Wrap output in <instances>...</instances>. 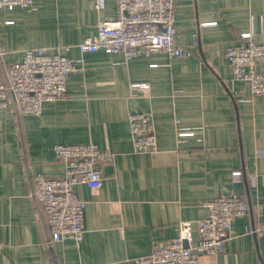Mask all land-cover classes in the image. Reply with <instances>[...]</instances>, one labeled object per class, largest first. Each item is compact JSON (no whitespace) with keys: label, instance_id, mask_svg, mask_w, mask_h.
I'll use <instances>...</instances> for the list:
<instances>
[{"label":"crops","instance_id":"1","mask_svg":"<svg viewBox=\"0 0 264 264\" xmlns=\"http://www.w3.org/2000/svg\"><path fill=\"white\" fill-rule=\"evenodd\" d=\"M36 8H0V78L28 48L70 45L76 69L65 95L39 115L0 106V264H141L156 242L179 225L208 215L206 202L237 192L248 212L234 221L225 251L199 264H264V94L233 80L227 48L252 32L264 43V0H178L175 29L182 56L163 51L126 58L122 52L83 53L79 44L115 0H35ZM148 84L149 93L134 89ZM153 115L157 151L135 152L129 117ZM189 132L179 144L178 132ZM95 143L115 154L102 165L86 200L81 240L50 241L45 213L32 197L34 177H61L56 144ZM236 170L242 171L239 180Z\"/></svg>","mask_w":264,"mask_h":264},{"label":"built area","instance_id":"2","mask_svg":"<svg viewBox=\"0 0 264 264\" xmlns=\"http://www.w3.org/2000/svg\"><path fill=\"white\" fill-rule=\"evenodd\" d=\"M117 16L101 19L97 32L79 44L83 53L122 52L126 58L163 51L171 57L184 55L185 48L176 39L175 18L178 0H115ZM102 10L106 0H94ZM36 8L35 0H0V8ZM245 41L227 48L233 80L249 85L254 95L264 94V43H257L252 32L242 34ZM70 45L53 51L43 47L28 48L22 60L6 66V78H0V106H10L19 113L41 114L43 104L63 97L69 75L75 71V61L67 54ZM0 52V56H1ZM134 89L149 93L148 84H134ZM135 152L157 151V136L153 115L142 111L129 117ZM189 132L179 131L178 142ZM57 158L65 164L61 177L36 174L32 197L45 213L50 241L65 238L81 240L85 234L86 200L75 187L86 184L96 190L103 180L102 165L111 162L115 154L100 149L95 143L56 144ZM236 170L234 178L241 179ZM208 215L194 224L183 221L179 234L170 241L156 242L152 251L139 259L141 264H199L203 254L217 255L225 251L234 221L248 212L245 200L237 192L223 193L206 202ZM251 232L264 237V220Z\"/></svg>","mask_w":264,"mask_h":264}]
</instances>
